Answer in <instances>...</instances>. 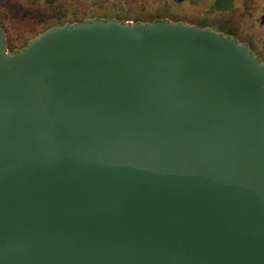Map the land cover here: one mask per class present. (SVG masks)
I'll return each mask as SVG.
<instances>
[{"label": "water", "instance_id": "1", "mask_svg": "<svg viewBox=\"0 0 264 264\" xmlns=\"http://www.w3.org/2000/svg\"><path fill=\"white\" fill-rule=\"evenodd\" d=\"M0 264H264V62L170 19L0 25Z\"/></svg>", "mask_w": 264, "mask_h": 264}, {"label": "rangeland", "instance_id": "2", "mask_svg": "<svg viewBox=\"0 0 264 264\" xmlns=\"http://www.w3.org/2000/svg\"><path fill=\"white\" fill-rule=\"evenodd\" d=\"M169 16L189 24H206L212 17L202 9L175 0H0V24L7 34L11 52L22 48L54 21L83 22L85 18H106L138 22Z\"/></svg>", "mask_w": 264, "mask_h": 264}, {"label": "flooded vegetation", "instance_id": "3", "mask_svg": "<svg viewBox=\"0 0 264 264\" xmlns=\"http://www.w3.org/2000/svg\"><path fill=\"white\" fill-rule=\"evenodd\" d=\"M45 1L47 3L54 2V0H52V2L48 0ZM175 2L197 6L199 9L201 7L202 15L212 17V21L206 24L196 23L195 25L200 27H211L225 36L237 39L239 43L246 44L255 56L258 57L260 61L264 62V0H175ZM162 19H170L175 22L181 21L173 20L169 16H166L144 22H154ZM67 22L75 23L78 21H54L50 24L55 26L63 25ZM131 23L134 24L137 22Z\"/></svg>", "mask_w": 264, "mask_h": 264}, {"label": "trees", "instance_id": "4", "mask_svg": "<svg viewBox=\"0 0 264 264\" xmlns=\"http://www.w3.org/2000/svg\"><path fill=\"white\" fill-rule=\"evenodd\" d=\"M59 24H63V23H59ZM53 25H55V24H53ZM50 27H52V25H49L46 29H48V28H50Z\"/></svg>", "mask_w": 264, "mask_h": 264}]
</instances>
